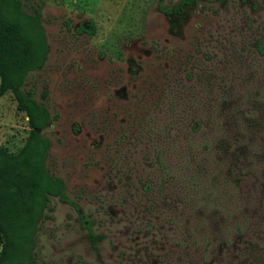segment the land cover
I'll use <instances>...</instances> for the list:
<instances>
[{"label": "rangeland", "instance_id": "374dc122", "mask_svg": "<svg viewBox=\"0 0 264 264\" xmlns=\"http://www.w3.org/2000/svg\"><path fill=\"white\" fill-rule=\"evenodd\" d=\"M20 1L40 6L48 45L23 86L51 116L45 166L82 214L51 197L36 264H240L261 250L264 162L228 172L213 146L229 153L241 126L223 101L258 121L264 0H163L169 14L158 0ZM15 105L0 97L10 155L29 131Z\"/></svg>", "mask_w": 264, "mask_h": 264}, {"label": "trees", "instance_id": "16d2710c", "mask_svg": "<svg viewBox=\"0 0 264 264\" xmlns=\"http://www.w3.org/2000/svg\"><path fill=\"white\" fill-rule=\"evenodd\" d=\"M192 1L218 0H185L186 3ZM158 2L159 11L164 14L171 12V8L161 7L163 0ZM257 48L262 52L259 45ZM47 52L40 6L26 12L20 0H0V97L8 92L12 95L15 107L25 115L29 129L23 146L16 154L10 155L0 147V264H36L34 248L38 224L46 217L45 211H50L51 197H57L82 215L79 206L67 196L63 180L53 176L45 166L50 140L44 137L42 131L49 127L51 116L42 103L23 90L27 75L42 67ZM42 97L45 98V95ZM262 97L255 124H251L253 119L245 117V112H239L228 101H223L226 108H232L229 111L230 123L236 125V118L241 122L240 127L236 125L233 128L236 135L230 132L226 134V138L233 141L230 142L233 148L229 153L226 150L230 148L229 144L214 145L212 142L215 151L220 149L229 158L228 172L230 168H247L246 164L252 163V157L264 162V91ZM231 127L225 128L230 130ZM246 131L251 134L247 135ZM252 143L260 147L259 151L252 150ZM261 199L258 198V209L264 208V191ZM87 228L90 230L89 223ZM260 234L264 239V231ZM240 262L264 264V245L256 252L248 248L245 258Z\"/></svg>", "mask_w": 264, "mask_h": 264}]
</instances>
